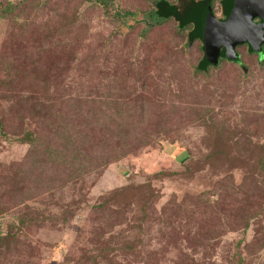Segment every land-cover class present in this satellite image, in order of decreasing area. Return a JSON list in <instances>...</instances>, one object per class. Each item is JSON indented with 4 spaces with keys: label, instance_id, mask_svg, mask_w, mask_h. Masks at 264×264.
Here are the masks:
<instances>
[{
    "label": "rangeland",
    "instance_id": "obj_1",
    "mask_svg": "<svg viewBox=\"0 0 264 264\" xmlns=\"http://www.w3.org/2000/svg\"><path fill=\"white\" fill-rule=\"evenodd\" d=\"M2 6L0 264H264V57L198 70L153 0Z\"/></svg>",
    "mask_w": 264,
    "mask_h": 264
},
{
    "label": "water",
    "instance_id": "obj_2",
    "mask_svg": "<svg viewBox=\"0 0 264 264\" xmlns=\"http://www.w3.org/2000/svg\"><path fill=\"white\" fill-rule=\"evenodd\" d=\"M261 19L259 23L254 18ZM155 23V22H154ZM205 64L218 65L221 57L228 61H238L239 54L235 47L248 44L252 52L261 57L264 44V0H234L230 12L225 18L209 14L199 34Z\"/></svg>",
    "mask_w": 264,
    "mask_h": 264
},
{
    "label": "trees",
    "instance_id": "obj_3",
    "mask_svg": "<svg viewBox=\"0 0 264 264\" xmlns=\"http://www.w3.org/2000/svg\"><path fill=\"white\" fill-rule=\"evenodd\" d=\"M96 1L104 7L105 11L111 10L110 6L111 4H113V0H96ZM219 3L223 17H226L227 14L230 12L234 1L220 0ZM153 6L157 8L156 14L158 16H164L165 17L164 19L174 18L178 22V25H180V27H185L188 25L190 27V30L188 32L189 41H194L196 39H199V34L202 31L206 18L208 17L209 14H212L213 12L212 0H184L181 3L182 6L181 8H179L180 5L170 2L169 0H153ZM0 10H3L4 12H2V14H4L9 10V7L2 6L0 7ZM107 13L108 15H112V16L115 15L117 17H121L125 14H131V15L133 14V12L130 11H125V12L123 11V13L119 11H115L113 13L110 12ZM222 53L223 51H221L220 59H223ZM261 55H263L264 57V48H262ZM208 66H210V64L206 65L202 56V58L197 63V69L201 71H206ZM34 138L35 137L33 135V132L26 131L21 136H18L17 138H13V140L20 143H33ZM262 165H264V163ZM131 189H133L132 186L131 187L121 186V187L113 188L109 191V193L103 195L99 205L115 204L116 203L115 197L117 195ZM263 246H264V237H263Z\"/></svg>",
    "mask_w": 264,
    "mask_h": 264
},
{
    "label": "flooded vegetation",
    "instance_id": "obj_4",
    "mask_svg": "<svg viewBox=\"0 0 264 264\" xmlns=\"http://www.w3.org/2000/svg\"><path fill=\"white\" fill-rule=\"evenodd\" d=\"M234 1V0H233ZM219 2H220V0H219ZM219 5H220V3H219ZM182 7V6H181ZM157 8L155 7V6H153V8H152V10L150 11V12H148V13H146L147 15L145 16L146 17V20H147V23L149 24V22L150 23H158V22H162L163 21V19L165 18L164 16H158L157 14ZM212 14L214 15V16H216L215 14H214V12H212ZM217 17V16H216ZM218 18H225V17H223V15H222V13H221V8H220V16L218 17ZM167 19V18H166ZM166 19H164V20H166ZM261 21V19L260 18H258V17H255L254 18V22H256V23H259ZM185 27H188L189 28V30H190V27L187 25V26H185ZM189 32V31H188ZM197 41H199L200 43H201V41H200V39H196ZM190 42H192V41H190ZM240 45H246V47H247V49L249 50V45L248 44H246V43H244V44H238L236 47H235V49H236V52L238 53V51H237V47L238 46H240ZM262 48H264V44L262 45ZM221 51H222V49H221ZM250 52H252L251 50H249ZM253 53H255L258 57H260V55L258 54V53H256V52H253ZM239 54V53H238ZM221 58V57H220ZM223 59H225V58H223ZM223 59H220V61H222ZM227 60V59H226ZM228 61V60H227ZM233 62H237L238 63V61H233Z\"/></svg>",
    "mask_w": 264,
    "mask_h": 264
}]
</instances>
